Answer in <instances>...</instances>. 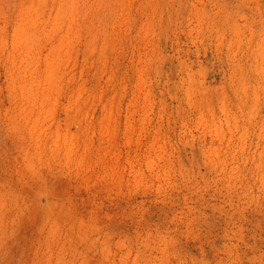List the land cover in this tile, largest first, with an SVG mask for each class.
Masks as SVG:
<instances>
[{"label": "rangeland", "instance_id": "obj_1", "mask_svg": "<svg viewBox=\"0 0 264 264\" xmlns=\"http://www.w3.org/2000/svg\"><path fill=\"white\" fill-rule=\"evenodd\" d=\"M0 264H264V0H0Z\"/></svg>", "mask_w": 264, "mask_h": 264}]
</instances>
